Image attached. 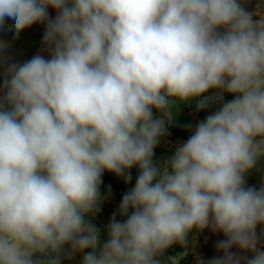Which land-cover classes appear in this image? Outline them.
Masks as SVG:
<instances>
[{"label":"clouds","instance_id":"9594fccd","mask_svg":"<svg viewBox=\"0 0 264 264\" xmlns=\"http://www.w3.org/2000/svg\"><path fill=\"white\" fill-rule=\"evenodd\" d=\"M6 20L14 38L44 24L48 55L7 64L0 82V264H62L66 246L69 259L83 254L82 264H161L166 249L186 247L189 232L206 228L223 234L222 255L197 264H264L257 231L264 183L245 180L264 156L259 7L0 0V29ZM7 47L0 41V55ZM224 93L234 98L224 102ZM192 99L197 111L220 106L162 166L154 163L180 114L175 101ZM133 167L139 173L119 204L123 219L112 215L101 242L86 216L98 210L102 175L128 183Z\"/></svg>","mask_w":264,"mask_h":264},{"label":"rangeland","instance_id":"374dc122","mask_svg":"<svg viewBox=\"0 0 264 264\" xmlns=\"http://www.w3.org/2000/svg\"><path fill=\"white\" fill-rule=\"evenodd\" d=\"M241 5L248 11H255L258 7L262 13H264V0H239ZM259 18V17H254ZM45 31V25L42 23H35L31 27L24 29L18 37L15 36V29L13 27V21L6 20V26L4 29H0V41L6 42L8 47L4 50L3 54L0 55V82L4 79V69L7 64L10 63H23L27 59H30L32 55L38 52L42 55L47 56V51L44 50L42 44V37ZM215 90H210L205 95H214ZM2 95V93H0ZM233 95L224 93V97H231ZM190 102H196V99L190 100ZM158 114L156 117H159ZM207 116V115H206ZM206 116H201L197 119L194 127L187 133L182 135H173L172 131L167 125V134L160 138L159 144L154 149L153 162L158 165H163L171 156L174 155L176 147L185 142L194 130L195 125L202 121ZM155 118V117H154ZM131 181L125 183L123 176H117L115 173L109 172L111 177L102 175V184L100 186L101 201L98 204V210L87 214L86 217L98 224L100 229L101 242H104L108 238L107 225L110 222L112 215L117 213V219H123L118 215L119 204L122 196L125 192L129 191L135 185L136 177L139 173L138 167L130 169ZM246 184L248 186L259 187L264 183V156H261L253 169L245 174ZM122 184L117 185V184ZM208 232L210 228H206ZM201 230L193 229L189 232L187 240L188 244L183 247L182 251L176 250L173 246H170L165 252L160 255L163 259H159L161 264H172L173 258L176 259L177 264L181 263L182 260L190 262V264H197V258L204 261L205 257H201L198 253V242ZM179 243L173 244L177 245ZM187 254L192 256L191 261L187 260ZM212 259V258H211Z\"/></svg>","mask_w":264,"mask_h":264},{"label":"trees","instance_id":"16d2710c","mask_svg":"<svg viewBox=\"0 0 264 264\" xmlns=\"http://www.w3.org/2000/svg\"><path fill=\"white\" fill-rule=\"evenodd\" d=\"M205 95V94H204ZM234 98V96L231 97H224V102L230 101ZM175 104L177 105V109L179 111V116L175 117L174 122L169 125V129L172 131L173 135H182L187 133L189 130H191L194 127L195 122L197 119L201 116H206L211 114L213 111L216 110L220 105L219 103L213 102L208 109H203L200 111L196 110V102H183V101H175ZM154 117H156L158 114H161L157 112L156 110H153ZM175 115V111H174ZM191 126L189 128L188 126ZM103 175L107 177H111L110 173L108 171H104ZM124 186L122 184H117ZM258 233L264 232V226H258L257 228ZM224 239L222 233L218 232H208L207 229H204L200 232L199 235V242H198V248L197 251L201 255V257L205 258H213L218 255H222V253L217 251L216 248V242L218 240ZM176 250L182 251L183 247L180 244L172 245ZM261 248L264 249V239L261 241ZM233 251H239L238 249H233ZM243 256H250V253H241ZM187 260L191 261L192 256L190 254H187ZM163 259V257L159 256L158 259ZM179 264H190V262H185L182 260Z\"/></svg>","mask_w":264,"mask_h":264},{"label":"crops","instance_id":"0c3cea01","mask_svg":"<svg viewBox=\"0 0 264 264\" xmlns=\"http://www.w3.org/2000/svg\"><path fill=\"white\" fill-rule=\"evenodd\" d=\"M49 14L51 17H55L56 11L52 9L51 7L49 8ZM1 73V72H0ZM86 219L90 220L92 223H94L89 216L86 217ZM97 227L98 224L94 223ZM87 251V250H86ZM67 252H68V246L65 247V254L64 257L62 258V264H82V253L77 252L71 259L67 257ZM207 259V258H206ZM211 259V258H208Z\"/></svg>","mask_w":264,"mask_h":264}]
</instances>
